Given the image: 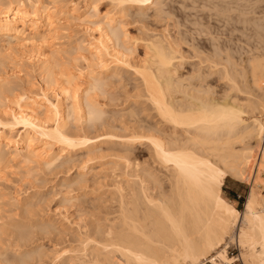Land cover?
Returning <instances> with one entry per match:
<instances>
[{
    "label": "bare ground",
    "instance_id": "obj_1",
    "mask_svg": "<svg viewBox=\"0 0 264 264\" xmlns=\"http://www.w3.org/2000/svg\"><path fill=\"white\" fill-rule=\"evenodd\" d=\"M89 1L90 9L95 12L93 15L95 20L91 23L99 26V33L98 38L96 37L97 42L91 40L87 46L91 56V58L85 57L87 63L95 60L99 64L103 63L104 67L107 63L114 65L116 69L112 72L110 70L111 74L106 79L117 78L119 70L132 67L138 77V83L134 82L136 84L134 85L141 92V95L138 94V99L140 100L141 97V100L142 98L145 100V102H137L138 99H135L136 102L133 101V104L130 103L131 105L121 110L123 111L122 116H125V119L127 117L128 123L126 124H132V134L120 135V137L117 133L118 139H126L121 140V144L127 147L138 140L148 143L150 139L160 141L162 148L160 153H158L155 144L146 145H150L153 152L151 153L155 157L153 158L158 160L162 166L161 171L164 169V172H160V169L159 172L150 170L152 168L150 166L149 170L140 169L138 168L139 163L136 164L135 171L132 170L133 173L129 174L131 180L115 183L113 201L116 203L114 204L117 206V210L112 214H116V216H112V219H105L103 225L99 221L91 223L84 232H81L79 250L77 249L76 253L73 251V255L70 257L53 254V264H213V261H217L218 264H225L226 261L264 264V146L258 148L260 147L258 143H262L263 140L260 134V122L264 121V118L260 114L264 110V92L261 94L262 90L259 84L261 61L264 60V55L258 54L259 56L256 57L253 55L254 58L252 57L249 62L248 70L250 69L251 83L248 82L251 84L250 89L255 90V93L254 90L251 91L257 96L256 101H251L256 96L250 100H242V103L239 101L240 99L237 100L238 97L232 99L233 96L228 95V88L225 91L227 94L215 98L213 91L217 87L213 90V86L209 85L207 81L209 76L218 75V79L222 83L228 81L227 83L232 84L233 92L239 90V83H236V80L241 72L238 71L236 65V68L232 65L236 62L233 61L231 64V57L228 59L224 58L222 53L219 54L221 50L216 56L214 55L218 58L217 61L212 60L211 55V60L207 58L211 65H207L208 61H205V65L209 68L208 72L202 70L206 67L202 66L201 69H198L199 64L197 67L193 65L197 69L196 74H190L196 70L193 69L189 73L190 76L185 77V74L179 73V67L182 66L180 64L183 62L181 59L184 57H181L183 54L182 51L179 52V47V49H174V41L170 37L172 35L170 32L169 37L166 36L167 34L162 37L154 36V39L152 37L150 39L152 41L146 47V58L134 66L130 64V56L134 50L128 46L123 25L130 21L126 20L127 23H125V18L129 19L131 11L136 12L135 15L140 19V21L138 19L139 23L149 16L148 12L151 15V11L154 12V16L158 17L162 15L165 7H163V3L166 5L169 2L149 0L148 4H144L141 0V2L133 4L131 0ZM103 1H108L107 4L110 3V9L112 8L110 11L114 14L107 12V15L98 16L95 6L104 3ZM57 2L56 0H0V41L7 39L21 49L28 47L38 50L36 55L41 62L43 80L47 81L48 79L52 83L56 81V84L59 79L57 76L62 72L58 73L56 69V59L49 58L41 48L58 39L61 36V31L65 29L57 19L58 14L65 12L63 11L64 5L60 6ZM78 10L74 5L69 11L74 15ZM132 15L134 17V14ZM163 18L161 17V19ZM168 19L170 20V18ZM175 37L177 40L179 36ZM179 40L177 43L175 42L177 46L180 45ZM216 46L218 45L214 47ZM177 59L180 64L177 63ZM201 65L204 63L199 66ZM219 66L220 68H218ZM245 71L246 69L243 72ZM62 76L65 78L63 87L59 89L60 95L73 102L68 115H75L77 109L84 107L85 121L93 123L91 124L94 132H100L101 129L103 131V127L106 128L108 125L103 120L105 112L99 109L98 105L88 96L85 99L81 98L79 90L73 87L74 80L69 77V74L64 73ZM246 76L248 77V74ZM53 78L55 79L53 80ZM240 78L243 77L240 75ZM102 80L104 79L91 77L84 91L87 94L101 92L105 86ZM246 88L244 89L246 90ZM157 102L166 106L165 111L170 110L172 113L182 116L179 123L166 120L162 116L161 108L157 106ZM14 105L16 111L11 116L13 122L23 124L30 130V133L35 134V137H40L45 143L57 144L60 147V152L83 151L82 155L91 160L102 152L104 143L109 142L111 145L114 143L112 138L116 133L111 135L112 132L105 131L108 134L105 132H103L105 135L94 133L99 136L93 134L95 137H92L90 131L83 134L68 131L66 123H64L59 95L24 93L17 97ZM249 112L251 120L246 117ZM42 114L43 116L44 114L45 116L53 114L54 119L56 118L55 125L49 126L50 123H47L49 119L46 120L45 116L42 118ZM129 126L122 127V131L126 132ZM98 127L101 129L98 130ZM0 128V166L5 162L19 165L30 163L50 165L56 160V155L48 154L44 149L34 148V137L13 143L7 136L8 133L6 135L5 132L6 128H9L8 122H5L1 117ZM103 136L104 139L108 136L113 137L100 141V137ZM60 137L77 141V144L68 146L61 141ZM81 141H87V143H80ZM11 148V154L8 153L9 157L7 154L4 155V150ZM125 151L128 152V149ZM164 153H167L170 158L165 159ZM220 172H223L224 175L216 184L214 178ZM227 174L250 184L242 211L230 204L223 196V186ZM83 177L86 178L85 175L77 177L68 184V187L84 185ZM83 185L81 186L83 187ZM214 185L216 187L215 196L213 195ZM78 200L80 198L76 201ZM220 200H223L224 203H219ZM68 202L69 200L64 203ZM57 221V224L69 222L66 216L61 217L59 223ZM44 224H46L45 228L52 230L57 226L53 220L46 221ZM15 228L17 242L24 246L28 245V242H31V231L28 226L20 225ZM233 246H236L239 251L238 257H230L228 254L227 250ZM221 253H223V258ZM32 257L31 253L19 255L17 264H26V260L29 261Z\"/></svg>",
    "mask_w": 264,
    "mask_h": 264
},
{
    "label": "rangeland",
    "instance_id": "obj_2",
    "mask_svg": "<svg viewBox=\"0 0 264 264\" xmlns=\"http://www.w3.org/2000/svg\"><path fill=\"white\" fill-rule=\"evenodd\" d=\"M56 1H58V5H64L63 11L67 12L60 13L58 14L59 16H57L58 22L60 21L59 23H62L65 29L61 31V36L58 39L50 44H46L45 47L41 49L49 58L56 59V69L58 73L62 72L61 75L59 74V76H57V79L59 78L57 81L58 84L55 83L56 81L52 83L48 81V79L47 81L43 80V75H41V62L36 55L38 50L28 47L26 49L22 48V50L7 39L0 41V117L4 119L5 122H8L9 128H6V135L8 133L7 136L11 138L10 140H12L13 143L18 141L21 142V140L25 141L28 138L34 137V148L44 149L46 153L56 155V160L53 161L54 163H50V165H40L37 163L19 165L5 162L0 166V264H17L19 255L29 253L33 254V257L29 261L26 260V264H53V254L70 257L73 255V251L76 253L75 251L77 249L79 250L80 235L81 232L86 230V227L96 221H99L101 225H103L105 219H112L116 216V214H112L117 210L116 203L113 201L114 188H116V184L122 182V180L123 182L124 180H131L129 176L135 171L134 169H136L138 163V168L140 169L145 168L149 170V168L152 167L150 170L153 169L159 172L160 169V172H164V169L161 171L162 166L158 163V160L154 159L155 157L152 154L153 152L150 145H146L149 144L148 142L144 140L143 142L142 140H138L137 142L134 141L136 143L133 142V145H129L130 148L121 144V142L126 139H118L117 133L119 136L132 134V124H126L128 123L127 117L125 119V116H122L123 111L121 110L133 104V101L136 102L135 99L137 100L139 95H141V92L136 89L135 86L138 83V77H136L134 69L132 67H125L126 69L122 68V70H119L118 68L120 72L117 78L106 79L107 76L116 69L114 65H108L107 63L105 67H101V64L95 60L87 63L85 57L91 58L87 46L91 40L97 42L96 37L98 38L99 33V26L91 23V21L95 20L93 17L95 12L89 7L90 1ZM242 1L243 0H165L164 2H169V4L166 5L163 3V7L165 6L163 12L165 11V13L162 12V15L157 17L156 15L154 16V12L152 13L150 10L151 15L150 12H148L149 16H147L149 18H144L145 20H142L140 23L138 22L139 18L135 15L136 12L131 11L129 19L125 18L124 20L130 22L124 24L125 26L123 25L129 43L128 46L132 47L134 50L132 51L133 55L131 54L130 56V64L134 66L146 58V47L149 42L152 41L150 40L152 37L154 39L157 36L162 37V35L165 36L166 34V36L169 37L172 34L174 38L172 35L170 37H172V41H174V49L176 50L179 47L180 51H178L180 53L182 51L183 55H181V57H184L182 59L180 57L183 61L181 62L180 60L181 64L178 61L179 59H177V63L182 65L181 68L179 67L180 74H185V77L190 76L189 73L192 72L193 69H196L197 65L201 63H204V65H198V69H201L203 66L206 67L207 70H204L206 68L202 70L208 72L209 68L207 65H211L208 60H211L212 57V60L217 61L218 58L215 56L221 50L224 54L221 51L219 54L222 53L221 55L224 56V58L229 59V57H231V64L233 61L236 62L232 65L234 67L236 65L238 71L245 76H242L240 73L241 77H243L242 79L240 75L238 80H236L235 77L236 83H239V90L234 92L230 82L227 83V81L224 83L223 81L222 83V81L218 79V75L209 76L210 78L208 77L207 80L209 85L213 86H211L213 90L217 87L215 91H213L215 93L213 97L220 98V96L228 92L230 97L233 96L232 99L238 97L237 100L240 99L239 101H241V103L242 100H250L256 95L254 94L255 90L250 89L249 62L252 57L254 58V56L256 57L258 54L264 55V0ZM106 2H104L105 4H98L100 6V11L98 13L99 17H102L105 12L114 14V12H111L112 8L110 9V3L107 4ZM74 5L79 9L74 14L75 18L72 12L69 11ZM132 14H134V17ZM77 17L80 18L78 19ZM159 17L160 19H158ZM161 17L165 19H161ZM167 18H170V20H167ZM130 19L134 20L131 21ZM127 21L125 23H127ZM164 31H168V33ZM170 32L171 34H169ZM175 36H179L177 40L180 39V45L178 46ZM215 45L222 48H217L218 46L214 47ZM225 49L228 50L226 51ZM227 54H229L228 57ZM201 59L204 61L202 62ZM200 61L201 63H199ZM205 61H208V63L206 62L207 65H205ZM193 65L196 67L194 68ZM218 68H220V66ZM245 69L246 71L243 72ZM107 70L109 73H107ZM195 72H197V69L193 70L190 74H196ZM64 73H67V75L69 74V77L73 78V87L79 90L78 92H80L82 99L88 96L98 105L99 109L105 112L103 120H105L109 126L106 125V128H104V126L103 131L98 127V130L101 129V134L99 131L94 132L92 122L85 121L84 107L80 108L82 111L77 109L75 115H68L69 109L73 106V102L72 100L63 98L59 92L60 87L64 85L65 77L62 76ZM247 74L248 77L246 76ZM91 77L104 79L102 80L105 84L103 90L107 91L105 92L102 90L103 92L87 94L84 89L87 88ZM54 79L55 78H53V80ZM242 80L245 81L243 82ZM134 82H136V84ZM224 84H227V86ZM246 87L249 88L247 89ZM225 88L226 90H224ZM244 88H246V90ZM251 90H254V93ZM263 92L264 91H262L261 94ZM24 93L33 95L47 94L49 96L59 95L63 117L65 119L64 123H66L65 125L68 131L76 134H83L86 131H90L92 137L102 134L105 135L103 133L105 131L109 133L112 132L111 135L116 133L114 137L112 136L113 138L108 136V138L105 137V139L107 138L109 140V138H112L114 143H120L121 145L119 144L120 146H118V144H115V146L113 145L114 143H112V145L109 142V144L107 143L108 145L104 143L102 145V152L96 155L97 158L95 156V159L92 158L91 160H88L85 155H82L84 153L83 151H78L76 153H70L69 151H63V153L61 151V153L60 147H58L57 144L52 145L47 142L45 143L40 137H35V134L32 132L31 134L30 130L23 124H16V122H13L11 119L12 114L16 111L14 102L17 100V97ZM248 93L253 94L249 95ZM255 99H257V96L256 98L254 97V100L252 98L251 101L254 102L256 101ZM143 101L145 102V100H143V98L141 100L140 97V100L138 99L137 102ZM245 110L246 112L248 111L247 108ZM250 114L249 112L246 116L248 120H251L249 119ZM52 115L53 114H46L45 116L44 114L46 120L49 119L47 120L49 121L47 123H50L49 126L55 125L56 118L54 119V115ZM44 116L42 114V118H45ZM260 116L264 118V110ZM122 125H130V129L128 127L126 132H124L122 129L125 126ZM128 131L129 133H127ZM94 133H98L99 135H95ZM93 134L95 136H93ZM105 139L103 136L100 137L99 140L105 141ZM258 146V148H261L262 143H258ZM127 149L128 152L125 151ZM11 151L12 148L10 150H4L3 153L4 155L7 154V157H9ZM129 152H131V154H129ZM81 175H85L86 177H83L85 180L84 185L81 184L83 187L80 185L82 188L78 185L72 186V188L68 187L71 181ZM225 177L223 196L230 204L235 206L239 211H242L250 190V184L248 182L239 181L229 174ZM230 188L236 190L238 195L235 197L231 196L229 193ZM79 198L80 200L76 201ZM66 200H69L67 204L64 203L67 202ZM61 214H65L63 216L68 218V223H56L57 220L59 221L61 217H63ZM51 220L55 221V226L57 225L54 230L45 228L46 224H44V222H50ZM20 225L28 226V229L31 231V242H28V245L25 244V246L17 242L18 240L15 235V227ZM227 251L230 257H238L239 251L236 246L230 247ZM234 264L242 263L237 261Z\"/></svg>",
    "mask_w": 264,
    "mask_h": 264
},
{
    "label": "snow or ice",
    "instance_id": "obj_3",
    "mask_svg": "<svg viewBox=\"0 0 264 264\" xmlns=\"http://www.w3.org/2000/svg\"><path fill=\"white\" fill-rule=\"evenodd\" d=\"M139 2H141V0H131V3H133V4L139 3ZM142 2L144 4H148L149 0H142ZM106 7H107V5H106ZM95 8H96V11H97V14H98L99 11H100V6L96 5ZM105 15H107V13H105ZM101 67H104L103 63L101 64ZM259 86H260L261 90L264 91V60L261 61V79H260ZM157 106L161 108V114H162V116H164V118L166 120H170L172 123H179V121L182 119V116H178L176 113H172L170 110L169 111H165V107H166L165 105H160L157 102ZM181 126H183V125H181ZM260 134H261V137L264 138V121L260 122ZM60 139H61V141L64 144H66L68 146H74L75 144H77V141L66 139L65 137H60ZM80 143H87V141H81ZM149 143L155 144L157 146L158 153L162 152V148L160 147V141H158L156 139H150ZM163 155H164L165 159H169L170 158L167 153H164ZM209 167H211V166L209 165ZM223 175H224L223 172H220V173L217 174V176L214 178L215 181H216V184L219 183V179ZM213 195L214 196L216 195V187H215V185L213 186ZM219 203L223 204L224 201L220 200ZM221 257L223 258V253H221ZM213 264H218V262L217 261H213ZM225 264H234V262L226 261Z\"/></svg>",
    "mask_w": 264,
    "mask_h": 264
},
{
    "label": "crops",
    "instance_id": "obj_4",
    "mask_svg": "<svg viewBox=\"0 0 264 264\" xmlns=\"http://www.w3.org/2000/svg\"><path fill=\"white\" fill-rule=\"evenodd\" d=\"M229 193H230L231 196H234V197L236 195H238V192L236 190L232 189V188L229 189Z\"/></svg>",
    "mask_w": 264,
    "mask_h": 264
},
{
    "label": "built area",
    "instance_id": "obj_5",
    "mask_svg": "<svg viewBox=\"0 0 264 264\" xmlns=\"http://www.w3.org/2000/svg\"><path fill=\"white\" fill-rule=\"evenodd\" d=\"M262 146H264V138H263V140H262Z\"/></svg>",
    "mask_w": 264,
    "mask_h": 264
}]
</instances>
